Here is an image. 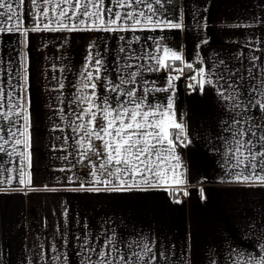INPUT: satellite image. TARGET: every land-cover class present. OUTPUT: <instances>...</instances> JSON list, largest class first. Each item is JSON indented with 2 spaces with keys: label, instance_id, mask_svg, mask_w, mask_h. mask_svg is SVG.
I'll return each instance as SVG.
<instances>
[{
  "label": "crops",
  "instance_id": "obj_1",
  "mask_svg": "<svg viewBox=\"0 0 264 264\" xmlns=\"http://www.w3.org/2000/svg\"><path fill=\"white\" fill-rule=\"evenodd\" d=\"M10 2L15 5L17 0ZM39 3L41 7L37 9L31 0H26L21 9L22 28L35 27L36 20L30 15L34 17L48 7L49 16L39 18L40 27L51 22L53 30L29 31L26 49L22 32L0 33V81L7 84L13 77L11 83L17 85V95L20 94L26 53L31 101V167L25 159L24 185L18 183L14 171L21 166L16 153L24 151L23 147L9 139L4 147L13 154L0 153L6 162L3 168L9 170L0 179H11V183H0V264H64L65 257L66 264H81L86 256L95 264L97 253L107 251L103 248L105 240L112 237L114 261L119 255H143L144 245L152 249L145 257L148 264H233L240 252L244 253L243 259L248 254H264L260 247L264 244V184L233 180L241 169L232 167L234 160L227 154L232 130H226L228 125L224 123H230L233 116L226 112L211 87L206 86L203 94L188 87L189 77L200 67L217 65L219 72L227 65L230 72L241 69L233 79L244 77L240 99L248 103V85L257 82L247 71L253 63L249 57L259 58L253 69L257 79L264 69V0H143L139 4L133 0L132 6L126 8L118 7L116 0H104L105 9L112 7L114 12L136 15L141 23L135 32L88 30L92 27L88 17H81L85 23L80 24L75 16L66 19L58 12L53 14L52 6L45 5L44 0ZM72 11L69 9L70 16ZM140 12L144 16H139ZM109 18L105 14L104 19ZM156 20L182 22L183 27H154ZM131 23L122 22L126 26ZM158 45L183 57V62L167 63L183 68L180 78L174 81V110L184 134L176 140L173 132L172 138L180 165L175 171L183 173L186 183L180 187L188 195L175 196L171 173L169 184L159 187L141 184L140 189L109 191L97 185L101 191H87L94 180L92 163L98 161L81 159L83 149L75 141L82 133H74L69 124L76 120L73 112L78 114L85 106L74 103L75 98L93 91L81 89L86 68L95 75V65H90L88 58L91 55L104 62L100 79L94 81L97 96L109 97L110 103L114 99L126 102L128 98L112 91L109 82L117 84L121 77L128 79L130 72L138 71L135 84H124L122 90L135 88L139 96L146 97V105H166L173 93L159 89H167L169 76L174 75L169 74L168 67L150 70L157 64L146 56L162 57ZM121 47L126 53L119 51ZM189 63L192 69L186 67ZM127 64L133 67L126 68ZM17 71L19 78H15ZM254 96L264 101L259 92ZM7 110V105L0 108V112ZM249 114L255 118L261 115L258 108L250 109ZM7 123L0 117V127L6 128ZM94 143L102 149V141L94 139ZM86 247L96 252L86 253ZM153 255L155 261L149 259Z\"/></svg>",
  "mask_w": 264,
  "mask_h": 264
},
{
  "label": "snow or ice",
  "instance_id": "obj_2",
  "mask_svg": "<svg viewBox=\"0 0 264 264\" xmlns=\"http://www.w3.org/2000/svg\"><path fill=\"white\" fill-rule=\"evenodd\" d=\"M25 2L26 0H17L14 5L10 0L9 2L0 0V9H6V11H0V33L22 32L25 37L24 46L26 49L29 31L53 29H50L51 22L43 24L42 28L40 27L41 20L39 18L49 16L48 7H44L42 11H37L34 17L30 15V18L36 20L35 27L31 29L22 28L21 18L24 13L21 9ZM142 2L143 0H135L136 4ZM156 2L159 3L160 0H156ZM31 3L34 7L40 9L39 0H31ZM44 4L51 5V12L53 14L58 12L59 17L71 19L72 16H75L80 24L85 23V20L81 17H88L92 22V27L88 30L135 32L141 23L132 12L122 14L119 11L114 12L112 7L105 9L104 0H86L83 3L77 0L75 4L72 0H56L55 4H53V0H44ZM64 4H67L68 7H62ZM116 4L118 7L126 8L132 6L133 0H116ZM89 7L93 10L89 11ZM148 7L152 11V6L148 5ZM69 9H73L71 16L69 15ZM105 14L110 17L108 20L104 19ZM139 16H144V13L140 12ZM146 20L151 21V17H146ZM124 21H131L132 23L130 26H126L122 24ZM112 25H116V27H111ZM61 26L67 28V25L62 22ZM154 27L181 29L183 25L182 22L173 23L171 20H156ZM120 39L124 40L125 38L120 37ZM135 39L139 40V37ZM119 51L126 53V49L123 47ZM157 51H162L163 56L146 54L148 60H155L157 64L155 69L150 70L158 71L160 68L171 67L167 63L169 60L183 62L182 55L168 47L158 45ZM126 58H129L127 54ZM88 59L90 65H95V75L86 68L85 79L81 81V89L91 88L93 91L90 95L75 98L74 103L85 106L80 108L78 114L73 112L76 120L71 121L69 124L74 133H82L80 138L75 141L83 149L79 154L81 159L87 158L90 163L93 160L98 161L92 163L93 185L86 190L99 192L103 188L109 191H126L133 188L140 189L141 184L159 187L161 184H169L168 176L171 173V185L175 186L177 191H183V194L187 196V190L180 187L186 183L183 173L175 171L180 165L179 156L174 154L175 144L172 138L173 132L176 134V140H179L180 135L184 134L183 124L176 122L174 110V81L180 77L169 76L168 88L159 89L160 91H171L173 93L168 97L166 105H146V97L139 96L135 88L127 91L122 90L124 84H135L140 73L132 71L129 73L128 79L121 77L117 84L109 82L111 90L121 92L123 96L128 98L127 101L122 102L120 99H114L110 103L109 97H99L95 91L97 83L94 81L100 79V69L104 67V62L91 55ZM249 59L253 62L252 67L247 70L249 77L257 82L248 85L249 99L247 104H244L240 99L244 94L241 92V89L244 88L242 83L244 77L241 76L239 81L233 79L240 73L241 69L230 72L227 65H224L223 70L218 72L216 70L217 65H213L211 68L200 67L195 74L189 77L192 83H189L188 87L191 91L198 90L201 94L205 91L206 86L211 87L216 92L218 100L221 101L226 112L231 113L233 116L230 123L229 121L224 122L228 125L226 130H232L231 140L228 141L227 154H229L230 159L234 160L232 167L241 169L234 174L233 180L240 183L264 184V101L257 100L254 96L255 93L259 92L264 97V69L261 70V77L257 79L253 74V69L256 66L255 61L259 58L252 56ZM200 63L203 64V61L201 60ZM219 63L224 64L223 61ZM132 67L131 64L126 65V68ZM186 67L192 69L193 64L189 63ZM175 70L181 74L183 73V68ZM19 76L20 73L17 71L15 78H19ZM12 78L9 77L7 84L0 81V108H4L6 105L8 107L6 112H0V117L8 122L6 128L0 127V141H2L0 143V153H5L8 156L13 154L4 147L8 144L9 139L14 141L15 146L23 147L24 151L16 153L20 158L21 166L14 169V171L17 173L18 183L24 185L23 161L27 159L28 168L31 167V114L29 111L31 101L27 89L26 53L24 56V83L19 85V95H17V85L11 83ZM63 87L64 85L61 83L60 88ZM97 100L101 102L97 103ZM255 108H258L261 113L259 118L249 114V110ZM61 115L63 117V110H61ZM236 117L240 118L237 119ZM77 121H80V123H77ZM93 138L102 141V149L97 148ZM85 140H87V144H85ZM165 144L167 145L166 148L164 147ZM165 153L168 155H165ZM170 160H175L177 163L172 165L169 163ZM4 163L6 162L0 157V177L9 171L3 168ZM245 172L248 174L245 175ZM114 180L118 183H114ZM0 183H11V179H0ZM28 184H31L30 175ZM97 185L102 186V188L97 187ZM83 187L84 185L81 184V188ZM200 192L203 196V189H200ZM176 202L180 203L179 200ZM260 247L264 249V244H261ZM103 248H106L107 251L101 250L97 253L98 259L95 264H148L145 257L152 251L147 245H144L143 255L139 253L119 255L118 259L114 261L112 259L114 237L107 238ZM84 251L92 253L96 252V249L86 247ZM237 257L233 264H241L244 253H237ZM54 259L59 260V257ZM149 259L155 261L156 257L153 255ZM66 260L65 257L64 264H66ZM85 260L86 264H93L90 256H86ZM85 260H82L81 264H85ZM243 264H264V254L259 256L248 254L247 258L243 259Z\"/></svg>",
  "mask_w": 264,
  "mask_h": 264
},
{
  "label": "built area",
  "instance_id": "obj_3",
  "mask_svg": "<svg viewBox=\"0 0 264 264\" xmlns=\"http://www.w3.org/2000/svg\"><path fill=\"white\" fill-rule=\"evenodd\" d=\"M175 69H178V67L171 65V67H168V72L170 75H174V76H181L182 74L178 71H176ZM189 83H192V81L190 80ZM175 196L177 197H183V191H177L175 192Z\"/></svg>",
  "mask_w": 264,
  "mask_h": 264
},
{
  "label": "trees",
  "instance_id": "obj_4",
  "mask_svg": "<svg viewBox=\"0 0 264 264\" xmlns=\"http://www.w3.org/2000/svg\"><path fill=\"white\" fill-rule=\"evenodd\" d=\"M169 64H172V63H169ZM175 64V63H174ZM175 65H177V64H175Z\"/></svg>",
  "mask_w": 264,
  "mask_h": 264
}]
</instances>
